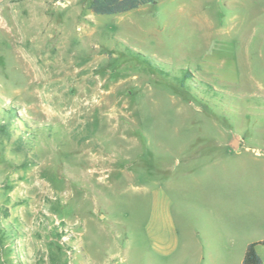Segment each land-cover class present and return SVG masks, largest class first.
<instances>
[{"label":"rangeland","instance_id":"rangeland-1","mask_svg":"<svg viewBox=\"0 0 264 264\" xmlns=\"http://www.w3.org/2000/svg\"><path fill=\"white\" fill-rule=\"evenodd\" d=\"M89 2L0 0V264H264V0Z\"/></svg>","mask_w":264,"mask_h":264},{"label":"trees","instance_id":"trees-1","mask_svg":"<svg viewBox=\"0 0 264 264\" xmlns=\"http://www.w3.org/2000/svg\"><path fill=\"white\" fill-rule=\"evenodd\" d=\"M160 0H90L89 9L98 16H110L123 14L148 4H154ZM188 73L178 78V84L184 87V80L188 79ZM261 243H250L247 245L242 259V264H261L256 253V247Z\"/></svg>","mask_w":264,"mask_h":264},{"label":"water","instance_id":"water-1","mask_svg":"<svg viewBox=\"0 0 264 264\" xmlns=\"http://www.w3.org/2000/svg\"><path fill=\"white\" fill-rule=\"evenodd\" d=\"M238 142L239 138L237 136H233L230 141L228 142V146L232 149L235 150L238 147Z\"/></svg>","mask_w":264,"mask_h":264},{"label":"crops","instance_id":"crops-1","mask_svg":"<svg viewBox=\"0 0 264 264\" xmlns=\"http://www.w3.org/2000/svg\"><path fill=\"white\" fill-rule=\"evenodd\" d=\"M246 250V249H245ZM245 252V251H244ZM256 253H257V255L259 256V258H260V260H261V256H260V254L258 253V251H257V249H256ZM243 256H244V254H243ZM242 259H243V257H242ZM261 262H262V260H261Z\"/></svg>","mask_w":264,"mask_h":264}]
</instances>
